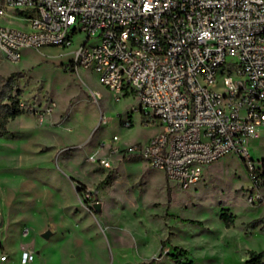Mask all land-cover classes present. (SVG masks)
<instances>
[{
    "label": "rangeland",
    "instance_id": "rangeland-1",
    "mask_svg": "<svg viewBox=\"0 0 264 264\" xmlns=\"http://www.w3.org/2000/svg\"><path fill=\"white\" fill-rule=\"evenodd\" d=\"M7 10L0 20L24 27ZM72 49L26 48L18 62L0 50V115L16 103L22 110L0 129L3 264H23L26 249L35 253L27 264H251L264 251V128L247 141L263 200L251 201L250 162L237 154L182 188L143 158L110 156L112 145L144 142L161 127L136 96L117 100L96 72L75 68Z\"/></svg>",
    "mask_w": 264,
    "mask_h": 264
},
{
    "label": "built area",
    "instance_id": "built-area-1",
    "mask_svg": "<svg viewBox=\"0 0 264 264\" xmlns=\"http://www.w3.org/2000/svg\"><path fill=\"white\" fill-rule=\"evenodd\" d=\"M7 9L25 21L0 23L9 61L26 48H73L75 68L96 72L117 100L136 96L160 125L144 142L112 145L110 156L143 158L189 188L207 165L237 154L250 162L251 201L263 200L247 141L264 128V0H4L0 17ZM8 258L0 252V264ZM34 258L21 253L23 264Z\"/></svg>",
    "mask_w": 264,
    "mask_h": 264
},
{
    "label": "trees",
    "instance_id": "trees-1",
    "mask_svg": "<svg viewBox=\"0 0 264 264\" xmlns=\"http://www.w3.org/2000/svg\"><path fill=\"white\" fill-rule=\"evenodd\" d=\"M20 113H22V110L20 109L18 103L9 107L5 115H0V129L3 130L4 132H7L8 129L6 127V122H7L8 117H15L19 115ZM222 216L225 218V221L228 225L233 222V216H228L226 213L222 214ZM262 258H264V251L258 252V253L253 252V255L251 259H249V262L251 264H258L262 262ZM179 263L180 264H194L192 261H181V260H179Z\"/></svg>",
    "mask_w": 264,
    "mask_h": 264
},
{
    "label": "water",
    "instance_id": "water-1",
    "mask_svg": "<svg viewBox=\"0 0 264 264\" xmlns=\"http://www.w3.org/2000/svg\"><path fill=\"white\" fill-rule=\"evenodd\" d=\"M101 206H102V205H101L100 202H97V203H96V207H97L98 209H100ZM51 235H52V231H51V230H47V231H45V232L43 233V236H44L45 238H49Z\"/></svg>",
    "mask_w": 264,
    "mask_h": 264
},
{
    "label": "crops",
    "instance_id": "crops-1",
    "mask_svg": "<svg viewBox=\"0 0 264 264\" xmlns=\"http://www.w3.org/2000/svg\"><path fill=\"white\" fill-rule=\"evenodd\" d=\"M0 22H1V23H4V24H7V25H11V26L15 25V23H12V22H10V21H5V22H4V21H1V20H0ZM154 134H155V133H154ZM151 136H152V135H151ZM151 136H149V137H151ZM149 137H148V138H149ZM148 138H147V139H148ZM147 139H146V140H147Z\"/></svg>",
    "mask_w": 264,
    "mask_h": 264
}]
</instances>
